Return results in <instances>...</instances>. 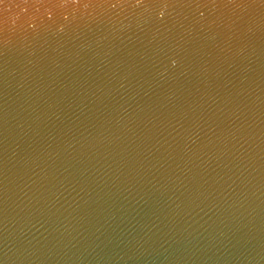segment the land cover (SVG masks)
<instances>
[{
    "label": "water",
    "instance_id": "water-1",
    "mask_svg": "<svg viewBox=\"0 0 264 264\" xmlns=\"http://www.w3.org/2000/svg\"><path fill=\"white\" fill-rule=\"evenodd\" d=\"M0 264H264V0H0Z\"/></svg>",
    "mask_w": 264,
    "mask_h": 264
}]
</instances>
